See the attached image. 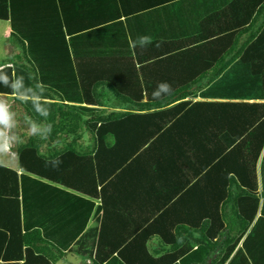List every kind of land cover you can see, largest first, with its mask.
Returning <instances> with one entry per match:
<instances>
[{
    "label": "trees",
    "instance_id": "obj_1",
    "mask_svg": "<svg viewBox=\"0 0 264 264\" xmlns=\"http://www.w3.org/2000/svg\"><path fill=\"white\" fill-rule=\"evenodd\" d=\"M248 6L244 7L248 16L222 23L214 36L201 30L192 33L195 36L180 35L186 31L177 29L184 26L177 25V17L175 21L166 16H158L154 27L144 21L136 28L131 23L136 16L97 21L96 27L68 36L39 35L9 21L20 52L0 63V75L8 77L7 82L0 79V94L11 96L27 122L43 125L44 130L26 138L14 129L17 170L0 165V180L11 185L0 192V203L16 208L19 247L16 261L4 258V264H53L85 239L89 220L100 210L95 200L105 183L134 156L150 149V141L176 120V115L159 111L191 95L190 89L204 77L201 62L214 64L217 75L213 84L197 86L199 95L223 102L211 103L215 115L200 116L204 126L191 132H204L205 144H188L183 157L203 161L201 177L217 194L215 211L208 213L206 229L197 230L188 253L167 264H259L253 250H259L257 242L264 234V0H251ZM194 23L201 27L200 20ZM141 37H150V43L141 46ZM201 48L205 50L196 51ZM173 60L192 62V69L178 70L180 75L168 84L170 93L141 106L162 109L140 117L143 122L158 120L154 130L145 132L142 146L120 147V125L131 114L104 115L100 111L104 92L124 106L134 105L125 94L135 87L147 93L138 65ZM185 75L190 79L183 81ZM81 133L94 142L92 150L57 147L61 141L82 140ZM43 146L48 147L46 154L41 153ZM69 170L72 180L65 173ZM47 196L53 201L62 197L61 221L56 222L54 212L41 213ZM85 245L79 249L90 256L91 264H127L120 259V244L107 249L101 243ZM128 264H152L151 256L146 252L141 262Z\"/></svg>",
    "mask_w": 264,
    "mask_h": 264
},
{
    "label": "crops",
    "instance_id": "obj_2",
    "mask_svg": "<svg viewBox=\"0 0 264 264\" xmlns=\"http://www.w3.org/2000/svg\"><path fill=\"white\" fill-rule=\"evenodd\" d=\"M250 3L251 0H0V21L7 23L0 34V43L11 39L16 42L10 34V20H14L24 30L37 31L39 35L68 36L78 35L80 30L96 27L97 21L123 20L127 16H136L131 19L136 28L144 21L153 27L156 26L158 16H166L168 20L172 18L175 21L177 17V25L184 26L177 30L186 31L180 35L195 36L197 34L192 33L201 30L205 35L214 36L222 23H233L235 16H248L249 11L244 7L246 5L249 7ZM1 16H8V20H3ZM197 16L200 18L196 19ZM198 20L201 21L200 28L194 23ZM14 46L15 43L10 46L12 52H15ZM204 50L201 48L196 51ZM207 64V62L199 64L204 77L197 86L202 89L213 84L217 75L213 68L214 64L209 66ZM192 65V62L184 60L148 61L138 65L141 81L148 88H145L147 93H141L135 87L134 92L130 90V95L125 94L127 99L134 101V105L124 106L117 102L112 94L104 92L103 106L100 108L103 114L111 112L131 114L120 125V147L142 146L145 132L154 130L158 120L149 118L143 122L140 117L162 109L146 110L141 106L157 100L153 98L152 93L157 90L159 84H169L176 79L177 74L180 75L178 70H187ZM182 79L188 80L190 75H185ZM197 86L190 89L191 95L187 98L170 104L164 108L166 110L159 111L176 115L177 121L174 120L161 131L162 135L150 141L152 144L150 149L144 151V154L138 153L134 156L122 166L115 178L107 182L108 184L105 183L104 191L95 200L100 210H97L89 220L84 231L85 239L78 245L74 244L53 264H91L90 256L85 255L83 249H79L85 243L88 247L93 243L95 245L101 243L102 249L120 244V259L127 264L141 262L146 252L150 254L152 264H167L173 259L176 260V255L177 258H182L188 253L189 246L198 237L197 230L206 229L208 213L215 211L217 194L214 190H209L208 179L201 177L203 161L191 162L183 156L188 152L186 149L188 144L193 142L199 146L205 144L202 142H205L207 135L202 131L191 130L204 126V120L200 116L209 115L210 112L215 115L216 109L211 103L223 102L218 99L201 98ZM0 97L10 98L1 94ZM182 102L189 103L180 107L179 104ZM177 105L179 106L175 108ZM29 127L31 129L35 127V133L44 130L43 125ZM30 135L33 133L26 137ZM67 145H72L78 150L87 148V151H90L94 142L89 139L57 143V147L60 148ZM146 147L148 145L143 148ZM47 148L41 147V153L46 154ZM66 155L72 157L69 153ZM0 164L17 170V160L15 162L1 152ZM65 173L70 174L71 180L74 178L73 170ZM10 186L9 183L5 186L0 180V192L4 189L7 192ZM48 193L46 192V195ZM59 197L53 201V198L47 196L44 205L41 206V213L50 215L54 212L56 222L62 220L63 213L64 201L61 196ZM41 216L44 217L43 214ZM16 235V208L0 203V264H4V258L11 260L9 262L16 261L15 257L19 254ZM257 243L260 247L258 246L259 250H253L255 254L253 256L259 264H264V234ZM239 246L240 244L237 249ZM180 251L185 253L180 255L182 253Z\"/></svg>",
    "mask_w": 264,
    "mask_h": 264
},
{
    "label": "rangeland",
    "instance_id": "obj_3",
    "mask_svg": "<svg viewBox=\"0 0 264 264\" xmlns=\"http://www.w3.org/2000/svg\"><path fill=\"white\" fill-rule=\"evenodd\" d=\"M6 25H7L6 22L0 21V34L2 33ZM11 40H12V44H11ZM11 40H8V42H5L4 40L2 41V43H0V63L7 59L12 58L15 54L20 52V50L17 49L18 47H16L19 45L18 42L17 41L15 42L13 39ZM14 43L16 45L14 46L15 52H12V48L10 46H12ZM0 98H1L0 102H3L8 106V112L10 114V125H11V127H5L4 125H0V130L4 131L9 138L15 137L13 136V132H14V129L16 128L19 130L20 134L24 133L26 134V136L29 135L32 129L29 127L30 124L27 122V118L24 116V111L16 104V102L14 101L13 98H11V96L10 98L9 97H0ZM39 133L40 132L33 133V135L39 134ZM81 134H82V140L84 141L89 140V136L87 133L85 134L81 133ZM13 141H14L13 139L10 140V142L12 143ZM1 153H4L5 155L7 154L11 159H13L16 162L14 147L10 149V152H1ZM78 264H84V263H78Z\"/></svg>",
    "mask_w": 264,
    "mask_h": 264
},
{
    "label": "clouds",
    "instance_id": "obj_4",
    "mask_svg": "<svg viewBox=\"0 0 264 264\" xmlns=\"http://www.w3.org/2000/svg\"><path fill=\"white\" fill-rule=\"evenodd\" d=\"M150 40V37H141L139 42L141 46H145L147 43H150ZM133 46H135V43ZM0 73H2V69H0ZM0 79H3L5 82H7L8 77L6 75H0ZM18 79L22 80V78ZM162 93H170V86L167 83L159 84L157 90L153 91L152 96L154 99H160ZM0 125H4L5 127H11L8 106L3 102H0ZM35 131L36 129L35 127H33L31 132L35 133ZM11 139L14 138H9L4 131L0 130V152L10 151L12 146V143L10 142Z\"/></svg>",
    "mask_w": 264,
    "mask_h": 264
},
{
    "label": "built area",
    "instance_id": "obj_5",
    "mask_svg": "<svg viewBox=\"0 0 264 264\" xmlns=\"http://www.w3.org/2000/svg\"><path fill=\"white\" fill-rule=\"evenodd\" d=\"M12 143V142H11ZM14 147V145H13V143H12V146H11V148H13ZM8 152H10V151H8Z\"/></svg>",
    "mask_w": 264,
    "mask_h": 264
}]
</instances>
